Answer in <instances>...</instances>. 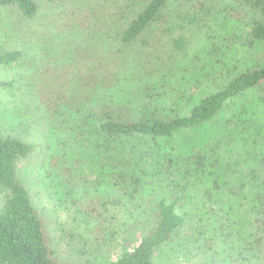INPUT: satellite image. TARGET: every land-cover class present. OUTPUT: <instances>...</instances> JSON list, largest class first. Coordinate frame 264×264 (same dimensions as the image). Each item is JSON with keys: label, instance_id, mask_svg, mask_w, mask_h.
<instances>
[{"label": "rangeland", "instance_id": "obj_1", "mask_svg": "<svg viewBox=\"0 0 264 264\" xmlns=\"http://www.w3.org/2000/svg\"><path fill=\"white\" fill-rule=\"evenodd\" d=\"M201 1L206 2L205 12L198 8ZM41 4L42 13L35 21L21 18L14 7L0 8V50L23 52L21 63L12 68L0 65V83L12 81L11 86L0 85V133L35 144L59 139L55 129L45 125L47 116L37 87L72 83L71 71L81 62L89 66L98 49L109 50L104 54L108 58L118 57L119 52L109 56L114 50L123 49L125 54L118 64L120 74L107 75L102 84L93 82L92 87L103 93L97 98L92 91L96 94L93 108L99 102L127 103L131 95L144 90L148 97L152 92L155 96L148 101L151 105L162 104L172 94L173 104L180 105L172 114H188L200 97L222 89L247 69L264 66V44L248 43L247 13L238 15L234 11L239 7L229 0H170L169 9L175 12L151 26V42L146 46L136 42L127 48L103 30L85 29L88 22L73 0L64 6L53 0ZM177 37L184 39L185 47L172 53L171 41ZM152 51L160 57L158 65H163L156 72L151 62L144 61ZM108 86H113L110 92ZM76 112L66 108L62 119L76 126L84 115L96 117L86 110ZM121 146L129 157L122 169L141 175L146 183L131 207L142 218L136 221L138 229L148 225L161 197L180 198V213L185 216L180 237L186 248L180 251L178 243L173 248L163 246L155 264H227L240 258L239 252L257 238L260 248L251 251L259 254L255 264H264V204L257 202L264 196V84L230 98L198 127L179 129L168 137L131 138ZM81 186L73 194L75 199L70 195L67 201L59 186L54 191L59 198L57 210L43 189L36 193L43 213L47 211L52 220L48 243L62 263L110 264L120 251L105 224L100 225L92 201L109 194L101 187L96 191ZM75 200L80 207L74 205ZM115 213L125 226L119 232L135 245L139 231L130 228L123 214ZM185 252L180 260V253Z\"/></svg>", "mask_w": 264, "mask_h": 264}, {"label": "trees", "instance_id": "obj_2", "mask_svg": "<svg viewBox=\"0 0 264 264\" xmlns=\"http://www.w3.org/2000/svg\"><path fill=\"white\" fill-rule=\"evenodd\" d=\"M53 1L62 6L70 2ZM76 1L82 4L77 5ZM229 1L239 7L234 11L238 15L245 16L247 13L248 43L264 44V0ZM169 2L170 0H73V5L77 6V10H83L82 17L88 22L85 29L98 33L103 30L110 39H116V42L127 48L136 42H140L141 46L151 42V26L164 22L167 16L175 12L174 9H169ZM41 3L42 0H0V8L14 7L21 18L35 21L42 13ZM205 3L201 1L198 4V8L204 12ZM171 42L174 48L172 53L185 47L182 37L173 38ZM99 50L95 52L98 55L88 60H91L89 66L87 64V67H83L85 65L81 62L76 70L71 71L74 73L70 76L73 78L72 83L62 86L51 83L44 89L37 87L42 99L40 103L44 104L47 116L45 125H49L50 130L55 129L53 132L58 133L59 139L54 143L39 145L20 136L0 133V264H65L54 257V249L48 243L51 227L49 224L52 220L49 219L47 211L43 213L36 195L43 189L45 197L55 206L54 210H57L59 206L56 200L59 198L54 191L59 186L65 190V201L70 195L72 200L75 199L73 194L80 190L79 187L82 188L81 185L96 191L101 187L109 194L96 197L92 201L95 203V216L102 221L100 225L105 224L110 237L114 239L115 247L120 251L110 264H155L154 259L163 246L173 248L178 243L180 251L185 249V242L180 237L185 216L180 213L179 197H161L152 210L148 225L138 229L136 221L142 218L132 212L131 207L135 205L137 195L142 192L146 183L141 175L122 169L128 156L123 152L121 144L131 138L168 137L176 130L198 127L214 117L230 98L264 84V66L247 69L222 89L200 97L188 114H172V110L180 108L177 102L173 104L172 94L165 97L162 104L151 105L148 101L155 96L152 92L148 97L149 93L144 90L131 95L127 103L99 102L100 105L93 108L95 105L92 100L95 95L98 98L103 94L92 87L93 82L102 84L107 81V75L111 77L120 74L118 64L125 54L123 49L114 50L109 56L119 52L118 57L108 58L104 54L109 50L104 53ZM153 52L150 57L144 56V61L151 62L156 67V72L163 65H158L160 57ZM22 61V51L0 50V65L3 67L12 68ZM83 70L85 73L82 74L85 76L81 74ZM11 84L12 81L0 83L2 86ZM112 87L108 86L109 92ZM92 91H96V94ZM66 108L75 109V114H78L76 111L81 113L86 110L94 113L96 117L92 118V115L87 114L79 119L82 123L69 126L72 121L62 119ZM92 120H96V123L92 124ZM58 163L60 165H56ZM27 173L28 176L25 177ZM32 185H35V189ZM260 197L263 198H257V202L264 204V196ZM121 209H127V212ZM86 210L84 211L87 212ZM116 211L123 214L130 228L135 232L139 231V240L135 245L119 232L125 226L122 219L116 217ZM84 216L88 217L87 214ZM258 243L259 238L248 249L239 252L240 258L231 259L227 264H255L259 257L256 253L260 248ZM251 248L256 251L252 252ZM185 254L186 252L180 253L179 259L185 257Z\"/></svg>", "mask_w": 264, "mask_h": 264}]
</instances>
